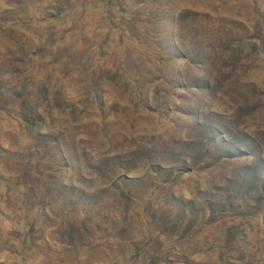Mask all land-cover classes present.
I'll use <instances>...</instances> for the list:
<instances>
[{"label":"rangeland","instance_id":"374dc122","mask_svg":"<svg viewBox=\"0 0 264 264\" xmlns=\"http://www.w3.org/2000/svg\"><path fill=\"white\" fill-rule=\"evenodd\" d=\"M0 264H264V0H0Z\"/></svg>","mask_w":264,"mask_h":264}]
</instances>
